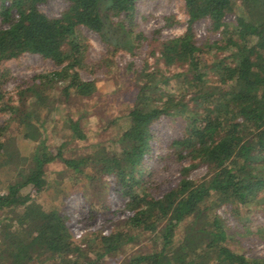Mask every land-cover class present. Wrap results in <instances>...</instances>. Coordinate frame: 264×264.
I'll return each mask as SVG.
<instances>
[{
	"label": "trees",
	"instance_id": "1",
	"mask_svg": "<svg viewBox=\"0 0 264 264\" xmlns=\"http://www.w3.org/2000/svg\"><path fill=\"white\" fill-rule=\"evenodd\" d=\"M47 1L0 0V111L10 115L0 127V167L16 169L19 176L4 188L0 180V211L8 213L0 227V264H107V257L148 240L155 245L120 264H264L229 245L227 227L214 212L217 201L256 203L264 210V0H185L186 31L160 49L164 65L184 69L169 75L141 71L134 100L110 124L121 127L110 145L103 140L72 157L65 155L66 146L89 134L80 118L68 117L69 136L59 146L48 144L43 111L54 103L47 89L59 83L65 100L95 94L96 82L81 75L88 48L83 29L99 34L113 50L134 51L143 35H135L123 19L133 17L138 0H67L68 8L57 17L41 10ZM229 15H235L232 25ZM206 18L221 38L203 45L193 28ZM206 48L216 49L213 62L203 60ZM24 53L49 58L59 69L38 75V84L21 90V104L9 103L5 85L12 77L3 63ZM163 116L189 122L172 146L178 159L190 163L172 188L158 194L154 183L142 178L141 166L151 149V126ZM12 123L34 142L29 155L8 135ZM56 161L76 179L114 176V189L127 197L125 207L115 211L124 214L116 229L96 236L97 251L75 243L71 214L46 209L36 199L49 186L47 165ZM202 164L209 178L190 177ZM182 227L187 229L180 239Z\"/></svg>",
	"mask_w": 264,
	"mask_h": 264
},
{
	"label": "rangeland",
	"instance_id": "2",
	"mask_svg": "<svg viewBox=\"0 0 264 264\" xmlns=\"http://www.w3.org/2000/svg\"><path fill=\"white\" fill-rule=\"evenodd\" d=\"M69 6L67 0H48L41 5V10L52 17L60 16ZM133 17L123 19L135 35L141 33L143 40L134 51L125 49L113 50L94 31L83 29L87 43V66L81 69L82 78L94 80L97 91L91 97L65 100L59 95L60 85L55 84L47 89L54 103L53 109L45 108L43 115L47 122V141L52 146H59L67 132V118H80L81 125L89 134L85 141L70 142L65 149L68 157L90 152L96 144L106 141L110 145L111 138L120 132V124L111 125L117 116L126 112L137 93L139 74L141 71L162 70L172 74L184 67L166 66L160 58V49L164 41L184 33L188 27L189 15L185 0H138ZM124 18V17H123ZM122 19V17H120ZM127 21V22H126ZM226 21L234 24L235 15H229ZM0 26H4L0 16ZM210 19H202L194 24L197 42L205 45L221 38V30L212 29ZM137 33V34H136ZM202 54L204 61L213 62L216 49L206 48ZM3 65L10 71L11 79L5 85L6 99L9 103L21 104V90L39 83L40 74H47L59 69L53 60L39 54L24 53L18 58L4 61ZM58 97V98H57ZM190 97V96H189ZM31 96L25 97L24 103L31 102ZM50 102V103H51ZM9 113L0 111V127L9 119ZM189 122L183 117H161L152 127L153 137L151 149L143 160L142 178L145 182H153L155 191L160 194L172 188L180 178L183 166L190 161L177 158V150L172 146L176 138L187 133ZM8 135L18 138V145L23 155H29L34 142L25 139L15 123H12ZM87 152V153H88ZM0 167L1 187L18 179V171ZM89 173L92 170H88ZM207 165H200L190 172L195 180L209 178ZM49 186L36 199L46 209L66 210L72 215L69 222L73 240L82 246L90 245L95 251L100 249L101 242L96 236L116 229L118 220L124 217L121 212L127 197L114 189V176L102 175L97 180L85 176L75 178L61 161L47 165ZM214 212L227 227L228 243L236 251L249 257L264 259V210L262 205L252 203L250 206L231 203L215 204ZM8 217L6 211H0V227L4 226ZM186 226V225H185ZM184 226V227H185ZM182 227L178 238L186 234ZM263 227V228H262ZM149 244L135 243L125 252L107 257V264H120L127 255L145 248ZM146 247H145V246Z\"/></svg>",
	"mask_w": 264,
	"mask_h": 264
},
{
	"label": "built area",
	"instance_id": "3",
	"mask_svg": "<svg viewBox=\"0 0 264 264\" xmlns=\"http://www.w3.org/2000/svg\"><path fill=\"white\" fill-rule=\"evenodd\" d=\"M182 34H183V33H182ZM180 35H181V34H180ZM180 35H177V36H180ZM177 36H176V37H177Z\"/></svg>",
	"mask_w": 264,
	"mask_h": 264
}]
</instances>
